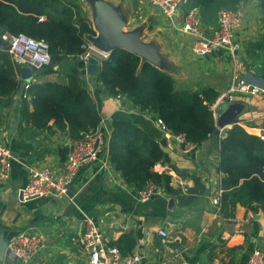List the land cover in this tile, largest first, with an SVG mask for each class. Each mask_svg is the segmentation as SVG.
<instances>
[{
  "label": "crops",
  "instance_id": "obj_1",
  "mask_svg": "<svg viewBox=\"0 0 264 264\" xmlns=\"http://www.w3.org/2000/svg\"><path fill=\"white\" fill-rule=\"evenodd\" d=\"M73 1L90 21L93 31L94 2L109 5L124 23L123 32L138 31L140 41L154 49L159 61L157 69L167 74L177 89H212L217 93L227 89L233 71L231 55L223 49L204 55L194 53L193 38L178 30L184 8L170 21L146 0ZM240 9L243 22L234 31L232 42L238 46L236 55L242 74L248 77L245 49L262 34L263 12L258 0H245ZM77 61L66 60L49 74L31 69L33 76L29 82H66L68 75L74 74L79 86L91 94L101 116L99 129L103 137L98 156L78 170L67 198L20 197L29 168L48 169L56 175L64 173L71 139L54 127L36 130L27 124L22 109V67L17 66V93L9 102L0 98V142L13 158L8 179L0 182V232L4 240L8 243L23 232L41 235L44 248L28 264H88V255L80 243L84 219L88 217L101 226L107 244L116 245L121 235H128L134 243L129 254L138 256L140 264L170 260L186 264H245L253 250H264L261 211L253 213L237 205L233 217L225 218L213 204L222 194L218 147L228 129L217 127L218 117L217 134L184 150L177 136L159 127L156 115L140 112L122 95L108 94L98 76L99 63L97 73L91 74L87 63L77 67ZM248 79L264 87V79ZM26 99L31 112L30 99ZM234 103L243 106L234 123L257 137L264 133V96L237 94ZM116 120L131 121L159 144L165 160L156 164L153 171L170 176V186L178 194H167L160 186L148 185L146 188H152L154 195L141 202L138 191L112 168L108 160L109 125ZM195 189L197 192L191 193ZM160 230H165L166 237L159 236ZM0 264L20 263L3 260Z\"/></svg>",
  "mask_w": 264,
  "mask_h": 264
},
{
  "label": "trees",
  "instance_id": "obj_2",
  "mask_svg": "<svg viewBox=\"0 0 264 264\" xmlns=\"http://www.w3.org/2000/svg\"><path fill=\"white\" fill-rule=\"evenodd\" d=\"M244 1L187 0L184 11L198 8L203 25L217 27L220 9H236ZM258 1L263 12V31L257 40L246 45V68L255 69L257 76L264 79V0ZM3 32L24 34L48 44L51 63L32 68L42 74L62 67L66 60H78L76 66L82 67L80 56L87 51L85 38L95 35L90 21L73 0H0V35ZM17 69L6 47L0 49V98L6 102L20 88ZM98 76L110 96L122 95L140 112L156 115L167 131L183 137L182 146H199L216 132L210 107L218 93L212 89L179 90L167 74L148 63L141 64L138 57L122 50L99 62ZM26 95L32 111L29 112L25 98L23 115L36 130L54 127L77 140L99 129L101 116L92 96L79 86L74 74L68 75L66 82L29 83ZM109 134V163L126 184L137 191L155 185L167 194L179 193L170 186V176L153 171L156 164L165 160V154L143 129L131 121L116 120L109 125ZM218 152L217 170L222 174L219 213L232 218L239 205L264 214V141L233 123L220 139ZM115 244L122 254H129L134 243L128 235H121Z\"/></svg>",
  "mask_w": 264,
  "mask_h": 264
},
{
  "label": "built area",
  "instance_id": "obj_3",
  "mask_svg": "<svg viewBox=\"0 0 264 264\" xmlns=\"http://www.w3.org/2000/svg\"><path fill=\"white\" fill-rule=\"evenodd\" d=\"M146 1L152 7L159 9L170 21L187 3V0ZM240 6L236 9H220L217 13V27L203 25L198 8L189 9L178 26V30L181 33L190 35L193 38L192 50L194 53L204 55L216 49H223L232 57L233 71L230 83L227 89L218 93L216 101L210 107L215 120L218 117L216 109L219 105L234 103L237 94L246 95L251 98L258 94L264 96V87L260 83L248 79V77L255 78L257 76L255 69L251 67L247 68L248 77L242 74L241 62L236 55L238 46L232 42L234 31L243 22ZM0 40L5 43L10 59L19 67L39 69L51 63L49 46L43 40H36L24 34H12L8 32H3L0 35ZM86 49V53L80 56L83 64H86L91 57L100 62L109 56V54L98 52L89 43ZM28 87L29 83H25L23 86V98H27L26 90ZM156 122L163 131H167L161 120L157 119ZM102 137L103 133L101 129H97L93 134L86 135L81 139L70 140V151L65 171L60 175L53 174L48 169L38 170L35 167L29 168L28 181L26 186L20 190V197L23 200L38 197L67 198L69 187L78 170L88 161L97 158ZM177 137L183 144V137ZM258 137L264 141V133L259 134ZM182 147L184 150H189L192 146L185 144ZM12 160L13 158L9 149L0 142V182L8 179ZM138 194L141 202H147L154 195V190L152 188H145L138 191ZM213 204L219 211L220 199H214ZM158 234L161 237H166L165 230H160ZM44 243L45 239L41 235L23 232L9 241L7 248L14 254L20 264H28L44 248ZM80 243L88 255V264H140L138 256L122 254L116 245L107 244L101 226L96 225L88 217L84 219V232L81 235ZM161 264L186 263L170 260ZM245 264H264V250H253Z\"/></svg>",
  "mask_w": 264,
  "mask_h": 264
},
{
  "label": "water",
  "instance_id": "obj_4",
  "mask_svg": "<svg viewBox=\"0 0 264 264\" xmlns=\"http://www.w3.org/2000/svg\"><path fill=\"white\" fill-rule=\"evenodd\" d=\"M93 10L92 23L95 35H88L87 40L95 50L104 54H110L116 50L126 51L138 57L141 64L148 63L158 68L159 61L154 49L140 41L138 31L123 32L124 23L109 5L102 1H95ZM3 48H5V43L0 40V49ZM98 63L97 59L89 58L87 71L96 74ZM21 69L22 81L29 83L33 76L31 68L22 67ZM75 73L77 74V71ZM83 73L85 74V71ZM242 109L243 106L239 103L221 104L217 111V127L229 128L232 126ZM214 134H217V132ZM3 260L19 263L14 254L7 248V242L0 232V262Z\"/></svg>",
  "mask_w": 264,
  "mask_h": 264
},
{
  "label": "rangeland",
  "instance_id": "obj_5",
  "mask_svg": "<svg viewBox=\"0 0 264 264\" xmlns=\"http://www.w3.org/2000/svg\"><path fill=\"white\" fill-rule=\"evenodd\" d=\"M24 68V67H23Z\"/></svg>",
  "mask_w": 264,
  "mask_h": 264
}]
</instances>
